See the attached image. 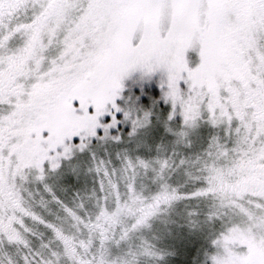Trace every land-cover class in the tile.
<instances>
[{"label":"snow or ice","instance_id":"6c2138e0","mask_svg":"<svg viewBox=\"0 0 264 264\" xmlns=\"http://www.w3.org/2000/svg\"><path fill=\"white\" fill-rule=\"evenodd\" d=\"M0 264H264V0H0Z\"/></svg>","mask_w":264,"mask_h":264}]
</instances>
